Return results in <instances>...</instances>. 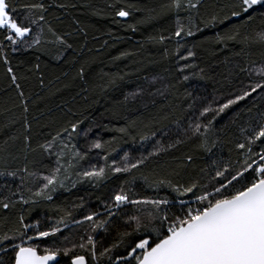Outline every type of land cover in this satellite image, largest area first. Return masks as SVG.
<instances>
[{"label": "snow or ice", "instance_id": "obj_1", "mask_svg": "<svg viewBox=\"0 0 264 264\" xmlns=\"http://www.w3.org/2000/svg\"><path fill=\"white\" fill-rule=\"evenodd\" d=\"M202 2L166 0L158 8L123 0L107 4L108 15L117 24L134 12L145 14L138 23L175 15L174 31L149 40L175 42V75L184 88L177 106L181 115L171 119L176 110L172 108L147 122L133 119L121 127L104 125L116 135L103 140L94 135L95 122L85 127L83 120H73L75 114L68 109L72 115L55 134L37 133L33 146L28 98L21 83L27 77L17 75L12 61L31 54L35 65L28 71L38 72L42 56L60 60L66 55L72 45L54 29L49 11L74 5L0 0V64L6 66L24 112L22 130L0 143V177L5 178L0 183V213L15 214L14 220L0 216V264H264V58L235 65V78L243 74L239 87L230 75L227 84L233 90L217 96L216 85L222 87L223 82L200 67L196 62L200 45L189 46L187 41L236 18L240 23L203 42L213 46L235 42L242 52L253 46L264 49V0H227L207 18L201 17ZM181 12L187 15L182 17ZM129 27L135 30L134 25ZM48 45L57 49L55 56ZM164 55L168 56L167 50ZM25 62L19 60L18 65ZM78 75L83 78V65ZM116 79L112 76L109 83ZM39 80L44 87V77ZM173 88L176 85H165L156 94L166 96ZM246 100L252 101V107L232 112L224 120ZM127 140L132 145L124 150L120 145ZM189 146V151L173 155ZM162 157L171 160L161 163ZM85 183L106 189V198L97 197L102 211L87 209L80 197L79 203L58 208V219L42 212L59 192ZM145 190L153 194L142 195ZM38 212L34 222H26ZM64 232L69 234L61 238Z\"/></svg>", "mask_w": 264, "mask_h": 264}, {"label": "trees", "instance_id": "obj_2", "mask_svg": "<svg viewBox=\"0 0 264 264\" xmlns=\"http://www.w3.org/2000/svg\"><path fill=\"white\" fill-rule=\"evenodd\" d=\"M111 2L112 0H56L57 4L74 5L65 9L53 7L49 11L52 26L60 34L65 35L72 49L67 50V54L60 60L42 56L38 72L28 71L34 69L35 65V57L31 54L13 59L12 67L17 75L27 77L21 80V83L25 97L28 98L27 116L33 126V146L36 143L37 133L55 134L72 113L75 114L73 120H83L85 127L95 122L98 127L94 135L98 134L103 140H109L116 135L114 132L106 131L104 125H108L109 128L121 127L128 120L133 119L147 122L153 117L170 112L172 108L176 110L171 119L181 115V107L177 106L181 105L184 88L178 85L179 77L175 75V42L159 44L149 40L151 36L158 37L161 34L168 36L174 31L175 15L169 14L147 23H138L145 14L134 12L131 17L123 18L117 24L113 23L108 15L107 4ZM123 2L134 3L144 8H158L159 4L166 0H123ZM225 3L227 0H203L200 8L201 17L207 18L209 13L217 11ZM96 10H100L99 15L94 14ZM185 15L187 13L181 12L182 17ZM238 23H240L238 19L231 18L230 21L217 24L213 29H205L203 33H197L194 38H187L189 46L193 43L200 45L197 48L196 61L200 67L216 81L223 82L222 87L221 84L216 85L219 89L215 93L217 96H220L221 92L228 93L233 90L227 84L230 75L233 77L232 84L239 87L243 74L235 78L238 72L235 65L243 66L248 60L259 62L264 58L262 56L264 49L258 46L246 48L242 52L241 45L235 42H229L227 46H213L203 42L206 37H212L216 32L223 33ZM129 25H134L135 30ZM47 47L51 49V56L57 54L54 46ZM165 50L168 51V56L164 55ZM122 53L127 55L121 56ZM19 60L26 62L18 65ZM81 65L84 66L83 78L78 75ZM40 76L44 77V87L40 86ZM112 76L117 77L114 84L109 83ZM165 85H176V88L171 89L166 96L156 94V90H163ZM141 89H143L142 94L135 97L130 95ZM208 95L211 98V82H209ZM259 103L257 101V105ZM247 107H252L251 100L234 106L224 120H227L232 112ZM68 109H71L72 113H68ZM23 116V106L18 93L10 84L6 66L0 64V143L22 130ZM13 120L16 121L15 124L12 123ZM138 141L139 137H137ZM129 145H132L131 140H127L126 144L121 143L120 147L129 150ZM20 146L18 143L17 149ZM190 147L182 148L173 155L180 156L182 152L189 151ZM117 150L119 151V148ZM120 154L122 155L123 152ZM165 160L170 161L171 157H162L160 162ZM4 180V177H0V183ZM16 183L18 184L19 180H16ZM115 183L118 184L119 181ZM152 194L151 190L142 193V195ZM160 194L164 195L165 191L161 190ZM106 195V189H93L86 183L79 184L70 192H59L54 197V203L42 212L53 220L58 219L61 213L57 209L79 203L80 197L84 198L87 209L102 211V208H98L97 197L106 198ZM40 214L38 212L26 222H34ZM84 214H87V211ZM2 215H9L13 220L15 219L13 213H0V216ZM76 218L80 219L81 216L76 215ZM68 234L64 232L60 236L62 238L63 235ZM97 239L100 237L98 236Z\"/></svg>", "mask_w": 264, "mask_h": 264}]
</instances>
